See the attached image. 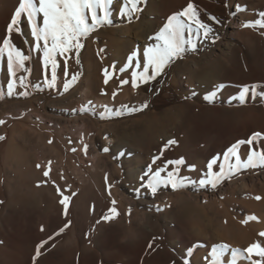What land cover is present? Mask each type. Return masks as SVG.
I'll return each mask as SVG.
<instances>
[{"label": "rangeland", "instance_id": "1", "mask_svg": "<svg viewBox=\"0 0 264 264\" xmlns=\"http://www.w3.org/2000/svg\"><path fill=\"white\" fill-rule=\"evenodd\" d=\"M189 2L212 28L209 38L202 30L197 35L195 25L186 28L184 39L195 49L186 44L183 56L161 75L133 87L132 73L143 71L144 48ZM121 5L123 0H113L111 24L82 38L79 63L75 52L68 54L67 76L66 57H57L54 87L45 82L51 66L44 67L42 51L23 31L26 16L11 39L31 57L25 62L30 73H17V78L26 76L27 87L17 79L8 95L7 59L0 57V264L26 260L42 241L47 243L36 264H77L88 255L104 264L111 254L119 257L113 264L136 256L139 264H210L216 244L264 245V166L242 168L215 187L200 183L208 178L209 162L216 160L214 172L221 165L227 169L235 161H226L224 154L234 143L264 133V28L245 26L260 19L264 0H147L131 20L119 14ZM5 31L0 41L9 36ZM133 52L138 55L129 61ZM73 74L78 78L65 91ZM252 84L259 85L256 94L241 102L242 86ZM243 120L252 126L236 134L232 128ZM172 139L177 143L165 147ZM262 141L264 136L255 142L257 150L264 148ZM248 147L241 145L242 159ZM156 156L160 159L153 163ZM181 157L185 163L179 176L187 178L183 187L161 185L155 194L141 187L157 167ZM63 196L71 197L67 214ZM119 204L123 210L117 211ZM113 207L117 215L110 213ZM56 208L69 224L60 236H54ZM105 215L112 218L106 221ZM105 238H111L107 246L101 243ZM230 258L229 251L224 260Z\"/></svg>", "mask_w": 264, "mask_h": 264}, {"label": "snow or ice", "instance_id": "2", "mask_svg": "<svg viewBox=\"0 0 264 264\" xmlns=\"http://www.w3.org/2000/svg\"><path fill=\"white\" fill-rule=\"evenodd\" d=\"M112 3L113 0H21L19 7L16 8L14 14L11 17L10 22L7 25L8 38L0 41V57L6 55L7 59V72L9 74L8 81V95H12L17 84L27 87V78L21 75L17 78V73L23 70L30 73V69L26 68L25 62L30 60V55H27L18 48L11 39L13 32L20 33L21 29L19 24L21 17L26 16L27 22L31 27V36L35 41V48L37 51L43 53V65L45 68L51 66V79L45 77V82L48 87H54L57 80V68H58V56L66 57L65 75L67 76V58L68 54L75 52L77 56V63H79L78 55L80 49L83 47L82 38H86L95 31L98 27L106 24H111L112 15ZM147 0H123V5L119 9L121 16L127 17L129 20L138 18L137 14L143 9L141 4H146ZM260 19L249 21L245 26L264 28V12L259 13ZM189 23H186V20ZM213 20L219 21L216 17H212ZM195 25V31L197 35L201 34L204 39L209 38V34L212 32V28L200 20L199 13L194 3L189 2L187 6L178 13H175L167 18V22L157 31L154 35L155 43L148 45L143 50V71L132 73V86H137V81L147 83L150 80L156 79L161 75L165 68L171 64L175 59L181 58L186 51V44H189L195 49L196 44L191 40L184 39V32L187 28L192 30ZM138 54L133 52L129 56V61H132ZM137 67H140V63H137ZM151 69V74L149 70ZM120 71H124L123 68ZM105 83L109 72L107 69L104 71ZM79 74H73L71 80H66L64 83V90L67 91L73 82L76 81ZM121 83H128V81H122ZM223 87V85H221ZM258 84L244 85L240 91V100L244 102L245 97L249 94L255 95ZM264 92V90H262ZM27 95V93H22ZM2 98V94H0ZM90 103V102H89ZM127 107V106H122ZM147 107V102L141 105V108ZM133 108L130 111H136ZM119 114V113H117ZM3 123V121H0ZM264 136V133L254 132L246 140H238L234 143L228 151L224 154L226 161H231L234 158V163L229 162L227 169L224 165L220 166L219 172H214L213 165L216 160H212L207 165V180H201L200 183H209L215 187L220 181L230 176L233 172L239 171L242 168H255L257 166H264V148L257 150L254 147L256 141L260 140ZM4 137H0L3 139ZM175 139L169 140L165 147L176 144ZM264 144V141H262ZM241 145H247L248 152L246 159H242L240 155ZM87 147V146H85ZM108 151L107 148L104 149ZM163 152H161V155ZM160 157H153V163L159 160ZM185 163L184 158L181 157L176 160H168L163 167H157L151 172L147 179V184H142L141 187L150 189L153 194L157 192V189L161 185H171L173 189L183 187L187 178L179 176V166ZM169 165H175V167L168 171ZM39 167V165H38ZM194 167V166H193ZM166 172V176H162L161 173ZM49 171H44V176H48ZM143 180L144 177H141ZM59 191V189H57ZM63 195V193H61ZM74 195V194H73ZM70 196H63L60 203L64 206L65 214H67ZM257 200L260 197H256ZM115 203V202H113ZM112 215H117L116 209L113 207L110 209ZM112 215H105L102 217L104 220H109ZM248 219L255 220V216H250ZM68 227V224L64 225V228ZM64 228L59 231L63 232ZM43 230V229H42ZM260 236L264 237V232L260 233ZM51 239V237L49 238ZM47 243L42 241L36 248V254L33 257L41 255V248ZM151 247V245H149ZM231 252V258L228 261L224 260L226 253ZM212 259L210 264H237L238 260H248L252 264H264V245L259 242L250 244L246 249L231 248L230 245L225 243L216 244L212 247L211 251ZM253 256L259 257L253 261ZM184 264H188L185 260Z\"/></svg>", "mask_w": 264, "mask_h": 264}, {"label": "bare ground", "instance_id": "3", "mask_svg": "<svg viewBox=\"0 0 264 264\" xmlns=\"http://www.w3.org/2000/svg\"><path fill=\"white\" fill-rule=\"evenodd\" d=\"M3 4H2V6H0V40L6 35V31H5V29L7 28V25H8V23H9V21H10V19H11V17H12V14H13V11H14V9L15 8H18L19 7V3L21 2V0H0ZM122 6V5H121ZM21 19H22V17H21ZM22 24H24V27H23V31L25 32V33H27V34H29V35H31V30H30V28H29V26H26L27 25V19L25 18V19H22ZM214 109L216 110V111H218L219 110V107H214ZM215 111V112H216ZM245 116H247L246 114H245ZM249 117V116H248ZM223 118V117H222ZM245 118V117H244ZM252 118V117H251ZM259 119V118H258ZM245 120L247 121L248 120V118L246 117L245 118ZM239 121V120H238ZM244 121V120H243ZM241 122V123H239V124H237L236 123V128H232V129H234L233 131L234 132H236V134L237 133H239V132H242V134L243 133H247L248 131H249V129H250V127L252 126V125H249V123L248 122ZM250 122V121H249ZM227 124H228V122H227ZM231 124V123H230ZM226 125V124H225ZM235 125V124H234ZM263 125H264V120H263ZM222 126V125H221ZM220 126V127H221ZM227 127H225L226 129H228L229 130V124L228 125H226ZM223 127V128H224ZM222 129V128H221ZM254 129V128H253ZM226 131V130H225ZM232 131V130H231ZM231 131H229V132H231ZM224 132V131H223ZM216 133V132H215ZM232 133V132H231ZM241 134V133H240ZM221 140H220V142H224V141H226V139H225V137L224 138H220ZM102 197V196H101ZM26 201V200H25ZM120 202V201H119ZM35 204V203H34ZM117 206V205H116ZM118 208H117V211H120V209H122L123 207H122V204H119L118 206H117ZM123 210V209H122ZM134 210V209H133ZM56 211H57V213H58V215L56 216V217H54L55 219H53L54 220V222H55V224H56V232H55V234H54V236H60V235H63V234H65L66 232H67V228L68 227H66V228H64V225L65 224H68V220H66V219H64L63 217H62V210L60 209V208H56ZM120 217V216H119ZM55 226V225H54ZM68 226H69V224H68ZM61 228H64V231L63 232H60L59 230L61 229ZM102 237V236H101ZM112 238V237H111ZM111 238H105V239H103L102 240V245H106L107 246V244H109L110 242H111ZM220 239V238H219ZM264 239V238H263ZM38 240V239H37ZM18 245V244H17ZM237 245V244H236ZM22 247V246H21ZM140 249L139 248H136V249H134V251L136 252V254L138 253V251H139ZM25 253V252H24ZM36 254V253H35ZM35 254H30V255H28L27 256V258H26V260H22V259H19L18 257H16V259H14V260H16L15 262H14V260L12 261V259L10 260V261H8L7 262V260H6V262L4 261L3 262V264H36V260H34L33 259V257L35 256ZM108 254V253H107ZM12 255V254H11ZM104 255H105V253H104ZM112 255V254H111ZM105 256L104 257V259H103V262L102 263H104V264H113V263H115L116 261H117V259L119 258L118 256H115V255H113V256ZM139 256V255H138ZM23 258V257H22ZM37 259V258H36ZM101 260V259H100ZM122 260V259H121ZM56 261H58V260H56ZM47 262V261H46ZM46 264V263H45ZM47 264H63V262H61V261H58V262H55V261H50V262H47ZM77 264H96V260H95V258H92V257H90L89 255L88 256H86V257H84V256H82V257H79L78 258V261H77ZM126 264H139L138 263V257L136 256V257H134L133 259H131V260H128L127 262H126Z\"/></svg>", "mask_w": 264, "mask_h": 264}]
</instances>
